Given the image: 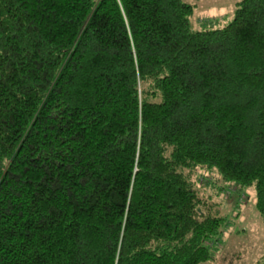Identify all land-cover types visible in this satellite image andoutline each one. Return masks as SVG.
Wrapping results in <instances>:
<instances>
[{"label": "trees", "instance_id": "obj_1", "mask_svg": "<svg viewBox=\"0 0 264 264\" xmlns=\"http://www.w3.org/2000/svg\"><path fill=\"white\" fill-rule=\"evenodd\" d=\"M193 14L0 0V264L207 261L225 219L196 167L264 217V0L222 28Z\"/></svg>", "mask_w": 264, "mask_h": 264}, {"label": "rangeland", "instance_id": "obj_2", "mask_svg": "<svg viewBox=\"0 0 264 264\" xmlns=\"http://www.w3.org/2000/svg\"><path fill=\"white\" fill-rule=\"evenodd\" d=\"M184 1L193 6L195 29H216L231 21L241 0ZM216 174V170L202 167L190 172L191 181L200 188V194L209 195L207 198L214 209L225 219L218 240L211 243L212 258L199 264H264V217L255 207L254 186L237 192L236 185H229L215 195L212 191L223 184ZM211 176L213 184L203 186L204 189V183H212Z\"/></svg>", "mask_w": 264, "mask_h": 264}]
</instances>
